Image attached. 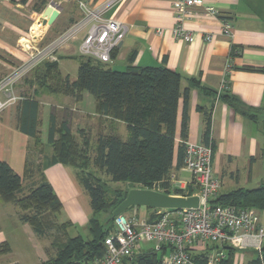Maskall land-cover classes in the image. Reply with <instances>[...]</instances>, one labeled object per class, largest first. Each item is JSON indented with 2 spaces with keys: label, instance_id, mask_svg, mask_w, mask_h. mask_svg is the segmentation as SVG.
<instances>
[{
  "label": "crops",
  "instance_id": "crops-1",
  "mask_svg": "<svg viewBox=\"0 0 264 264\" xmlns=\"http://www.w3.org/2000/svg\"><path fill=\"white\" fill-rule=\"evenodd\" d=\"M79 1L87 3L89 8L94 10L109 4L103 17L120 21L128 27L123 42L107 63L109 68L126 71L128 68L166 67L181 75V91H189V126L185 143H204L205 117L198 108L211 112L210 141L214 145L212 166L214 175L222 181V187L225 177L237 182L235 185L238 187L234 190L256 189L247 187L251 184H258V188L264 186V130L258 127V123L237 114L221 98L222 95L232 96L246 106L260 109L259 121L264 122V0H204L206 4L217 8L221 15L217 18L204 17L200 14V9H196V16L185 23L186 29L195 35L192 43L177 39L172 34L176 23L173 8L175 0H76L65 3L60 6L59 16L53 23L45 26L43 33L46 32L39 41L31 39L29 32L35 28L37 34L39 30L35 23L43 20V12L52 0H0V61L13 70L32 61L41 49L84 20L85 14L79 7ZM223 20L230 21L234 26L232 37L222 34ZM89 28L90 23H86L76 38L55 56L58 58L61 73L69 76L72 81L77 79L81 57L79 48ZM158 30H161V33ZM206 35L212 36L210 42L205 40ZM43 38L47 39L48 43L42 48ZM24 42H27L26 46L22 44ZM132 56L134 59L130 61ZM227 64H231L232 69L225 76ZM225 77L229 89L219 97L218 93ZM35 94L32 99L40 104L39 143L19 130L24 95L8 92L7 98L16 100L0 112V161L7 162L20 176L24 174L26 163L30 162L29 155L34 156L35 164L44 162L45 157H51L52 148L48 144V132L52 113L57 116L59 111L71 112L74 119L70 120L69 124L74 132L76 125V130L89 129L91 132L99 131L98 135L114 133L123 140L128 138L129 133L124 123L113 122L96 113V100L87 92L80 101L48 92ZM183 112L184 98H181L176 124V153L178 146L183 143ZM58 121L63 119L58 118ZM93 135L88 136L92 148L98 138ZM176 156L172 172L179 179L188 181L190 174L182 168L176 169ZM73 169L64 164H55L44 169V176L63 204L60 213H67L66 223L70 224L72 231L74 229V232L79 234L78 230L86 229L94 215L90 198ZM37 179L39 178L25 179L23 193L26 194L35 186ZM229 192L231 191L226 193ZM133 209L141 219H149L155 213L146 207ZM20 212L14 204L0 205V219L11 220L14 226L20 227L27 240H30V234L26 235L28 232L25 228L28 224L21 221ZM101 214H106L100 213L97 216L103 220L100 218ZM1 230L0 245L7 243L13 250V247L19 244L18 236ZM68 233L72 236L69 230ZM49 237H42L45 242L43 249L46 260L39 259L38 264L55 256ZM57 237L62 236L57 234ZM144 248L160 252L162 246L150 243ZM192 252L198 254L203 251ZM217 253L221 254L217 250L210 251L207 260L209 255ZM238 254L235 264H247L252 260L239 257ZM223 256L222 253L221 258ZM124 264L135 263L129 258Z\"/></svg>",
  "mask_w": 264,
  "mask_h": 264
},
{
  "label": "trees",
  "instance_id": "trees-1",
  "mask_svg": "<svg viewBox=\"0 0 264 264\" xmlns=\"http://www.w3.org/2000/svg\"><path fill=\"white\" fill-rule=\"evenodd\" d=\"M133 59L134 56L130 61ZM45 61L43 66L40 64L35 68L36 83L32 85L76 101L82 100L83 94L87 92L96 100L97 114L113 122L124 123L129 133L126 140L114 133L101 134L92 148L88 136L83 135L81 142L78 141L69 122H59L55 113H52L48 132L51 157H45L43 164L26 163L23 176L17 174L7 162L0 161V200L16 205L21 211V221L29 224L37 235L47 236L53 228L64 234L63 242H56L57 245L52 243L55 256L42 264H78L101 258L105 254V239L111 233L113 212L128 194L111 197L100 180L90 172V167L104 171L114 182L137 184L150 190L160 183L162 192L170 194L167 180L174 169L176 154V169L184 166L189 126V91L182 93L181 75L166 67L116 71L108 68L107 64L81 56L77 79L72 81L61 73L57 61ZM181 98H184L181 128L183 143L178 146L176 153V124ZM221 98L237 114L259 124L260 109L246 106L232 96L222 95ZM198 109L205 117L204 144L211 143L214 154V145L210 141L211 112ZM39 110L40 104L36 100L24 96L19 130L37 143L40 133ZM261 128L264 130V122ZM90 153H93L92 157ZM55 164L74 168L78 181L90 198L94 216L88 222L89 239L81 235L70 236L65 228L69 223L56 222V215L62 211L63 204L44 176V169ZM35 177L39 178L37 184L35 182V186L26 194L23 193V181ZM193 192V188L188 189L189 194ZM182 193V190H178L176 195ZM211 205L254 208L264 212V186L219 193ZM100 213H109V216L102 221L97 217ZM152 219L154 214L149 217L150 221ZM160 250H143L132 260L135 264H161L162 257L171 251V247L162 246ZM212 250L224 254L217 264H235V257L241 251L227 245H212L202 253L190 252V256L196 264H207V255ZM11 251L7 243L0 245V255ZM247 264H264V247L262 254L257 253V258Z\"/></svg>",
  "mask_w": 264,
  "mask_h": 264
},
{
  "label": "built area",
  "instance_id": "built-area-1",
  "mask_svg": "<svg viewBox=\"0 0 264 264\" xmlns=\"http://www.w3.org/2000/svg\"><path fill=\"white\" fill-rule=\"evenodd\" d=\"M76 0H52L60 7L62 4ZM109 4L100 9H91L88 4L79 1V7L85 14L84 20L72 26L62 33L47 48L54 52L60 46L74 40L86 23L90 28L80 44V54L93 58L95 61L107 64L112 59L114 50L123 42L128 27L120 21L105 19L103 14ZM176 23L172 34L182 41L192 43L195 40L193 32L185 27V23L196 16V9L204 17H220L217 8L210 6L204 0H175L173 4ZM43 20H38L37 25H43ZM222 34L232 37L234 26L228 20H223ZM161 33V30H158ZM30 37L35 41L42 38L36 31L30 30ZM205 40L210 42L211 35H206ZM50 60H55L49 58ZM231 64L225 68V76L231 71ZM229 89L227 77L224 78L218 96ZM3 87L0 86V93ZM4 93V92H3ZM13 99L5 102L0 101V110ZM212 144L186 143V155L183 170L190 174L188 181L181 180L175 173H171L167 182L168 191L172 196L185 198L197 196L199 205L197 208L185 209H155L154 219H141L137 214L127 215L125 213L114 218V231L105 239L106 252L101 258L81 264H123L128 258L140 254L146 249V244H158L159 246H170L171 251L162 257L161 264H196L190 252L200 250L205 252L212 245H227L238 250L252 249L262 254L264 247V222L261 220L260 212L254 208L237 209L233 206L211 205V201L217 197L222 182L214 175ZM194 192L189 194L188 189ZM162 192L161 184L152 189ZM182 190V195H176ZM166 194V193H165ZM190 250V251H188ZM222 253L209 255L207 264H217ZM218 260V261H217Z\"/></svg>",
  "mask_w": 264,
  "mask_h": 264
},
{
  "label": "rangeland",
  "instance_id": "rangeland-1",
  "mask_svg": "<svg viewBox=\"0 0 264 264\" xmlns=\"http://www.w3.org/2000/svg\"><path fill=\"white\" fill-rule=\"evenodd\" d=\"M46 32V31H45ZM44 32V34H45ZM66 32V31H65ZM43 34V35H44ZM42 35V36H43ZM45 38V37H44ZM42 40L41 43V47L43 48V46H45L48 43V40ZM41 38H38V41ZM72 41V40H71ZM54 42V41H53ZM52 42V43H53ZM70 42V41H69ZM69 42H66L65 44H63L62 46H60L58 49H56L54 52H50L47 53V48L49 47L50 44H48L44 49H41V51L39 52V54L35 57H33L34 59L32 61H29L27 64L22 65L20 68H17L16 70L13 69H8L7 66L4 65V63L2 61H0V86L3 87V91L0 93V101L5 102L8 100L6 94L15 92L16 94H22L24 96H30L33 97L34 95H36L35 93H39V92H46L45 90H43L42 88H40L39 86H37L36 84L32 85V83H36V74L34 73V70L37 66H39L41 64V66H43L44 62H46L45 60H50L54 59L55 56H57V54H59V51ZM22 44H27V42H24ZM81 55V54H80ZM83 56V55H81ZM85 57V56H83ZM89 58V57H86ZM93 59V58H91ZM94 60V59H93ZM51 61H57L58 62V58H56L55 60H51ZM108 68L110 66H107ZM17 90V91H16ZM4 92V93H3ZM16 99L11 100V102L15 101ZM9 104V103H8ZM8 104L2 108L0 110V112L2 110H5L8 106ZM57 114V118H59L60 120H67V122L70 123V120L74 119V116H72L71 112L69 111H59L56 113ZM77 124V122H76ZM263 122H259L258 127H262ZM87 127V126H86ZM74 130L73 134L76 136L77 140L81 142V137L83 135L86 136H92L97 135V137L101 134L98 135L99 131H94L91 132V130H76V125L74 126ZM91 132V134H90ZM93 135V136H94ZM95 137V136H94ZM51 148V147H50ZM91 157L93 156V153H90ZM33 155H29V161L33 162ZM38 163V162H37ZM44 162H39L38 164H43ZM75 172L76 170L73 169ZM90 172L93 173L99 180L100 182L105 186V188L107 189L109 195L111 197H115L116 195H124L125 193H128L131 189H146L140 185L137 184H131V183H123V182H114L112 181V179L107 176L105 174L104 171L95 168L93 166L90 167ZM214 172V170H213ZM218 178V177H217ZM220 179V178H219ZM221 180V179H220ZM231 179L228 178H224L225 184L224 186L220 188L219 193H226L228 191H232L234 189H236L238 186H236L235 181L233 182ZM222 182V181H221ZM258 184H251L250 186H247L248 188H258L257 186ZM0 205L1 206H5V203L0 201ZM143 208V207H141ZM134 209H130L127 210L125 212V214L127 215H132L135 214ZM101 219H103L102 221H104V219H107V217L109 216V213H106V215L101 214L100 215ZM260 216H261V220L264 221V212H260ZM66 221H68L67 218V213L66 212H62L56 215V222L59 224L62 223H66ZM22 228V227H21ZM26 231L28 232L26 235L30 234L29 236L31 237L30 240H27V237H25L20 230V227L14 226V224L12 223L11 220H1L0 219V229H2L1 231L3 232H8L12 235H16L19 238V244L15 245L13 247V250L9 253V254H5V255H1L0 257V264H38L39 259H44L46 260L45 254H44V249H43V244L45 243L43 241L44 238H42V236L37 235L33 228L28 224L25 225ZM66 230H69V232L73 235H79L81 234L85 239H89L90 234L88 231V227L85 228H80V230H78L79 234H76L74 232V229L72 231V227L70 228V224L66 225ZM111 231H114V226L112 224L111 226ZM49 234V239L51 241V243H55L57 245L56 242H63L65 239L63 237V233L62 231L53 228L51 230H49L48 232ZM57 234H60L62 237H57ZM21 243V244H20ZM52 245V244H51ZM239 257H244L246 260L249 259H255L257 258V252H255L252 249H247V250H242L239 254Z\"/></svg>",
  "mask_w": 264,
  "mask_h": 264
},
{
  "label": "water",
  "instance_id": "water-1",
  "mask_svg": "<svg viewBox=\"0 0 264 264\" xmlns=\"http://www.w3.org/2000/svg\"><path fill=\"white\" fill-rule=\"evenodd\" d=\"M60 7L53 2L43 12V25H51L59 16ZM199 198L172 196L150 189H131L125 200L113 212V217H117L125 213L131 207H148L152 209H185L197 208ZM87 262V260H86ZM78 264H81L79 262Z\"/></svg>",
  "mask_w": 264,
  "mask_h": 264
},
{
  "label": "bare ground",
  "instance_id": "bare-ground-1",
  "mask_svg": "<svg viewBox=\"0 0 264 264\" xmlns=\"http://www.w3.org/2000/svg\"><path fill=\"white\" fill-rule=\"evenodd\" d=\"M36 27H38V30H39V31L37 32V34H41V33H43V30H44L45 26L40 27L39 25L36 24ZM33 30H35V28H34Z\"/></svg>",
  "mask_w": 264,
  "mask_h": 264
}]
</instances>
